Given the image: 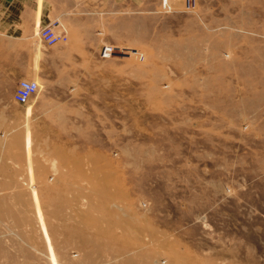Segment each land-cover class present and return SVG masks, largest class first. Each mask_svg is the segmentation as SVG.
Wrapping results in <instances>:
<instances>
[{
	"label": "rangeland",
	"instance_id": "rangeland-1",
	"mask_svg": "<svg viewBox=\"0 0 264 264\" xmlns=\"http://www.w3.org/2000/svg\"><path fill=\"white\" fill-rule=\"evenodd\" d=\"M116 3L77 31L99 62L72 29L53 47L54 111L0 107V194L37 207L5 218L4 243L44 238L31 228L68 193L57 224L107 231L56 235L59 262L45 233L53 264H264V0Z\"/></svg>",
	"mask_w": 264,
	"mask_h": 264
},
{
	"label": "crops",
	"instance_id": "crops-1",
	"mask_svg": "<svg viewBox=\"0 0 264 264\" xmlns=\"http://www.w3.org/2000/svg\"><path fill=\"white\" fill-rule=\"evenodd\" d=\"M117 1L110 0V3L114 6ZM131 2L132 0H129V3ZM106 3L107 0H0V107L10 106L12 108L15 106V101L23 104L15 99V93L19 89L22 79L25 80L31 75L36 78L38 74L41 79L40 87L34 94L37 114L43 111L39 115H47V111H54L57 107L58 88L52 81V75L57 72L58 57L53 47L58 44H46L41 39L39 30L48 25H55L58 31L65 28L68 33L69 29H72V40L82 42L83 50H87L84 54L92 59V63L99 62V52L90 51L88 50L89 46L83 44V42L90 41L98 42L92 35L95 33L77 31H79V27L83 28L84 26L86 10L100 13ZM75 28L77 29L75 30ZM78 53V51L69 49L64 54L65 58H78ZM16 115L14 113V116ZM37 119L43 122L51 120L47 117ZM5 120L22 121L23 119H20L19 114L17 117H9ZM17 185H21L19 181ZM29 197L26 194H20V189L17 196L0 194V264H53L51 259L53 252L45 233H49L51 237V243L59 262V248L55 242L56 235L107 231V227L104 226H98L96 229L89 227L75 229L73 225H66L67 223L57 224V216L54 214L57 213L58 208H62L59 203H65L64 208L68 207L71 197L68 193L53 194L49 196L48 209H44V212H49L48 232L41 225L32 227L30 230L32 234H43L44 238L39 237L33 242L4 243L3 226L5 218L9 214L18 218L30 217L32 213H26L28 209L31 211L30 208L34 211V215L37 214L36 201ZM60 219L63 220V217L60 216ZM82 258L78 264L91 263L90 260H87L90 258L86 256H82Z\"/></svg>",
	"mask_w": 264,
	"mask_h": 264
},
{
	"label": "built area",
	"instance_id": "built-area-1",
	"mask_svg": "<svg viewBox=\"0 0 264 264\" xmlns=\"http://www.w3.org/2000/svg\"><path fill=\"white\" fill-rule=\"evenodd\" d=\"M162 6L165 10L170 9L169 0H162ZM39 35L41 39L48 45H56L58 43H65L68 41V32L65 28L57 30L55 25H48L42 27L39 30ZM115 53V47L112 44L104 45L101 51L102 58H110ZM39 85L37 83L34 85L32 95H34L39 90ZM28 89V80H22L20 83L19 89L15 93V99L20 103H26L28 101L27 90Z\"/></svg>",
	"mask_w": 264,
	"mask_h": 264
},
{
	"label": "bare ground",
	"instance_id": "bare-ground-1",
	"mask_svg": "<svg viewBox=\"0 0 264 264\" xmlns=\"http://www.w3.org/2000/svg\"><path fill=\"white\" fill-rule=\"evenodd\" d=\"M38 81L36 80H31V79H28V91H27V97H28V100L32 97V91H33V88H34V85L37 83Z\"/></svg>",
	"mask_w": 264,
	"mask_h": 264
}]
</instances>
